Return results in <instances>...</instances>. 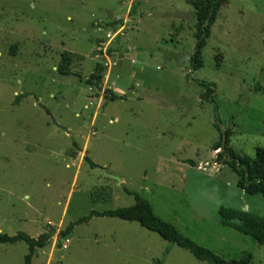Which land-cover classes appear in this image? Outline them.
I'll use <instances>...</instances> for the list:
<instances>
[{
  "label": "rangeland",
  "instance_id": "rangeland-1",
  "mask_svg": "<svg viewBox=\"0 0 264 264\" xmlns=\"http://www.w3.org/2000/svg\"><path fill=\"white\" fill-rule=\"evenodd\" d=\"M196 16L192 0H0V232L48 234L29 264H208L116 217L60 236L132 205L124 187L219 257L264 264L263 245L218 220L220 207L262 215L264 199L213 152L215 123L235 154L264 148V0L223 3L192 70ZM65 51L81 77L57 71ZM198 80L214 84L208 100ZM93 187L110 198L91 200ZM27 253L0 244V264Z\"/></svg>",
  "mask_w": 264,
  "mask_h": 264
},
{
  "label": "trees",
  "instance_id": "trees-1",
  "mask_svg": "<svg viewBox=\"0 0 264 264\" xmlns=\"http://www.w3.org/2000/svg\"><path fill=\"white\" fill-rule=\"evenodd\" d=\"M227 1L228 0H192L197 11L195 22L197 40L195 46L196 50L191 56L192 68L194 70L200 69L203 66L201 51L206 44L207 38L211 35L210 29L218 17L220 6ZM12 52H14V47H12ZM77 58H82V56L69 51L63 52L61 54V61L57 66V71L63 75H76L81 77L82 72L80 69L74 71L71 69V63ZM100 79L101 66L96 64L92 74L86 82L87 84H91ZM197 82L201 87L206 89L202 96L208 100L213 92L214 84L204 80H198ZM258 90L260 91V89ZM112 99H115L114 96ZM19 100L20 99L17 96L15 102H18ZM215 127L222 137V133L217 123H215ZM224 134V149L217 152L219 159L223 157L224 161L232 167L238 176L237 186L244 191V193L247 195L259 194L264 199V148L256 147L255 155L253 157L235 154L230 148H225L226 143L228 142L229 130H224ZM221 142L222 140L214 146L213 151L220 148ZM84 159L91 168L96 166L90 158L85 157ZM124 190L128 194L134 196L135 201L132 205L105 211L91 210L87 215L68 224L65 229L59 233L60 236L66 237L75 225L86 223L93 217H116L123 220L137 222L142 227L157 233L170 244L189 251L199 261H205L208 264H250L249 255L239 259L225 260L216 255L210 249L198 245L195 241L182 234L175 225L161 219L153 211V208L147 199L125 187ZM109 191L110 189L107 191V188L104 187H93L90 193V198L91 200L99 198L109 199ZM104 192H106L105 195H103ZM218 220L221 225L230 227L243 235H247L255 242L264 246V213L262 215H257L242 209L220 207L218 210ZM47 239L48 234L46 233L40 234L38 237L34 238L24 232H18L11 236L0 232V244H14L20 241L26 243L28 253L24 258L25 264L30 263L36 248H43L45 246Z\"/></svg>",
  "mask_w": 264,
  "mask_h": 264
},
{
  "label": "water",
  "instance_id": "water-1",
  "mask_svg": "<svg viewBox=\"0 0 264 264\" xmlns=\"http://www.w3.org/2000/svg\"><path fill=\"white\" fill-rule=\"evenodd\" d=\"M192 70H194L193 68H192ZM191 78V75H190V77H189V79ZM219 129H220V131H221V133H222V138H223V140H222V142H221V146H220V151L221 150H223L224 149V145H225V134H224V129L222 128V126L221 125H219ZM102 170V174H103V176H105V177H107V178H111V179H114V180H116V181H118V182H122V180L119 178V177H117V176H115V175H113V174H109V173H107L104 169H101Z\"/></svg>",
  "mask_w": 264,
  "mask_h": 264
},
{
  "label": "crops",
  "instance_id": "crops-1",
  "mask_svg": "<svg viewBox=\"0 0 264 264\" xmlns=\"http://www.w3.org/2000/svg\"><path fill=\"white\" fill-rule=\"evenodd\" d=\"M219 150V149H218ZM217 151V150H216ZM213 152H215V151H213Z\"/></svg>",
  "mask_w": 264,
  "mask_h": 264
}]
</instances>
